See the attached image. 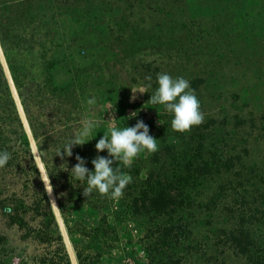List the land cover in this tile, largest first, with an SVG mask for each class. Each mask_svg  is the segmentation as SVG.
<instances>
[{"label": "rangeland", "instance_id": "obj_1", "mask_svg": "<svg viewBox=\"0 0 264 264\" xmlns=\"http://www.w3.org/2000/svg\"><path fill=\"white\" fill-rule=\"evenodd\" d=\"M34 5L40 6L47 20L43 22L45 27H39L38 31L44 35L46 30L50 40L46 44L45 64L54 61L51 72L55 84L74 83L79 90L76 98L84 106L82 114L78 115L99 122L91 134L89 149L93 159L105 152L98 153L95 144L108 132L107 120L113 117L117 128L131 127L142 120L148 125L149 134L157 139V145L160 144L159 131H167L164 122L172 121L173 116L162 105L147 103L158 87V73L189 81L200 101L204 114L202 123L209 118L228 121V126L223 128L214 126V134L201 131L206 148L217 143L225 149L224 152L220 148L224 155L235 158L236 167L214 178L206 176L202 185L204 197L215 192L223 198L216 204L211 201V218L203 219L207 212L203 211L197 220L191 219L193 234H190L191 246L186 245V256L175 257L167 264H218L220 258H226L215 243L214 234L221 229L235 234L241 230L251 232L256 244L254 249L264 247V0H37ZM188 34L195 35L192 42L186 39ZM11 58L15 66H25L34 75L42 68L33 50L23 58ZM0 67L32 155L31 146L38 145L37 139L1 43ZM148 76L151 81L146 79ZM132 89L137 92L133 93ZM141 89L147 92H138ZM92 98L95 104L89 105L87 101ZM133 112L137 115L129 118ZM53 114L41 117L55 119ZM69 123L55 121L48 126L52 130L45 134L39 131V135L60 136L66 133L65 126ZM194 127L178 132L179 139L187 138ZM168 131L173 132L174 138L172 127H168ZM226 131L230 133L225 141H220L221 133ZM17 155L15 168L26 167L25 154L18 150ZM237 157H240L239 162ZM149 158H153V153L145 152L134 160H143L146 165ZM44 163L46 165L45 160ZM169 168L170 165L166 170ZM234 171L242 176L233 175ZM6 176L7 190L0 198L3 195L5 198L12 190L20 194L21 184L28 178L10 172ZM50 180L52 183L51 176ZM230 180L236 181L238 186L242 183L247 186L243 199L232 188ZM5 182L2 179V183ZM42 185L44 188L43 182ZM66 191L57 193L53 186L51 195L45 192L70 263L78 264L73 246L77 237L72 238L69 230L78 228L82 220L98 218L102 210L97 213L82 204L62 210L59 202L70 195ZM30 193L31 188L25 194ZM53 200L57 207L51 205ZM112 200L106 210L111 214L109 221L119 232V243L107 253L102 264H161L154 258L152 223L133 214L131 207L121 210L118 200ZM4 223L7 225L6 218L0 215V229ZM6 231L15 250V264L21 257L41 252L37 244L21 240L22 231ZM228 253L232 256L226 258L227 264H246L233 251Z\"/></svg>", "mask_w": 264, "mask_h": 264}, {"label": "trees", "instance_id": "obj_2", "mask_svg": "<svg viewBox=\"0 0 264 264\" xmlns=\"http://www.w3.org/2000/svg\"><path fill=\"white\" fill-rule=\"evenodd\" d=\"M36 1L0 0V43L11 65V74L38 146L41 151H46L44 160L52 178V185L57 193L64 189L70 194L69 198L59 202L60 208L69 210L73 206L82 204L97 213L102 210L98 218L90 221L82 220L78 228L69 230L72 238L77 237V240L73 241V246L78 264H102L107 253L119 243V232L109 221L111 214L106 210L111 206L113 198L101 196L98 192H93L86 198L83 195L86 182L80 184L79 181L70 177V170L77 163L76 155L84 158L85 166L90 171H94L91 163L93 158L89 149L92 145L91 135L86 137V141H89L85 144L73 146L71 157L65 156L61 160L59 156H55L57 150L81 129L85 118L78 114H82L84 106L76 98L79 90L74 83L70 82L63 86L55 84L51 72L55 65L54 61L45 64L48 54L46 44L50 40L46 30L44 35L39 34V27L44 26L43 22L47 20L41 8H38L40 6L34 5ZM194 37V34H188L186 39L192 42ZM32 50L42 64L41 70L35 75L24 68L25 66L19 68L11 61V57L23 58ZM45 114H53L55 119L49 117L45 120L41 117ZM58 115L59 118L56 119ZM55 121L56 123L70 122L65 126L66 133L54 138L39 135V131L45 134L52 130L48 126ZM227 123L225 118L221 120L209 118L195 126L192 134L190 133L187 138L180 140L178 131H174L175 137L172 138L173 132L168 131L171 121H166L164 125L167 131H159L161 137L159 148L153 153V158H149V164L144 165L143 160L140 162L134 160L130 168L119 162L113 165L114 168L119 167L122 172L132 178L131 183L123 190L122 197L116 200L121 205V210L131 207L133 214L141 215L145 221L152 223L150 226L154 228L152 230L154 236L151 238L154 258L161 264H167L169 260L171 263L175 257L178 259L186 256L188 252L186 247L191 246L190 234H193L191 219L197 220L203 211H207L203 219L211 218L209 214L213 209L211 201L214 200L216 204V201L223 198L215 192H212L209 197H204L205 191L202 185L206 176L214 178L236 167L235 158L230 154L224 155L221 149L224 152L225 149L217 143H212L210 145L213 147L206 148L208 145L201 131L207 130V134H214L212 130L214 126L223 128ZM228 133L230 132L221 133L220 141H225ZM218 136H220L219 133ZM180 145L182 148L179 147ZM18 150L25 154V159H28L26 167L21 168L18 165L15 168L13 164L18 161ZM3 151L11 153V159L3 168H0V194H4V190H7L5 178L8 172L15 175L22 174L28 178L22 182L20 194H17V190H12L11 193L6 194L5 198H3L4 195L0 198V215L5 216L7 221V225L4 223L5 225L0 229V264H15V250L6 229L18 233L22 231L21 240L37 244V248L41 251L32 256L28 254L27 258L21 257L16 264H71L37 166L32 159L11 92L0 67V152ZM61 151L63 152V149ZM103 156L111 158L107 150ZM237 158L239 162L240 157ZM138 162L139 166H137ZM64 163L67 164L68 171L64 170L66 166H61ZM11 165H13L11 169L8 168ZM168 165L170 168L166 170ZM232 173L242 176V173L238 171ZM2 179L5 184L2 183ZM246 182L249 183L248 179ZM235 183L237 184L236 181L230 180L232 188L237 190V194L243 199L248 192L247 186H244V183L242 186ZM29 188L32 189V193L27 195L25 193ZM19 195L22 196L19 197ZM6 206L12 207L11 214L3 211ZM121 210L117 214L118 217ZM214 235L217 237L215 243L219 244L220 252L227 259L231 255L228 251H233L236 256H241L246 264H264V247L257 246L254 249L256 244L250 236L251 232L241 230L239 234H235L221 229ZM226 258H220L218 264H227Z\"/></svg>", "mask_w": 264, "mask_h": 264}, {"label": "clouds", "instance_id": "obj_3", "mask_svg": "<svg viewBox=\"0 0 264 264\" xmlns=\"http://www.w3.org/2000/svg\"><path fill=\"white\" fill-rule=\"evenodd\" d=\"M151 81V76L146 77ZM158 87L147 101L151 105H162L165 111L173 116L171 127L174 131L186 132L190 131L193 126L200 125L204 120V114L201 111L200 101L197 98L195 91L190 87V83L183 77L173 78L166 73L157 74ZM151 87V84L148 85ZM133 93L137 91L133 90ZM138 92L145 93L146 89H141ZM135 99V96H133ZM89 105L95 104V99L87 101ZM114 112V111H113ZM136 112L131 114L135 117ZM113 117L109 120L108 132L98 140L95 144L96 151L103 152L107 150V158L104 156H96L92 161L94 171H90L86 166V161L79 155L75 159L77 163L70 170V177L80 184L86 182V187H83V195L88 198L93 192H98L101 196H109L117 199L122 197L123 190L131 183V176L121 171L119 167H113L114 164L122 163L125 167H131L132 162L141 153H154L158 151L157 139L149 134L150 130L142 120H138L134 126L117 128ZM98 121L94 119H85L82 121V126L72 138H70L62 148L58 149L55 156H59L61 160L65 156L73 155V146L83 145L86 142V137H89L93 130L97 127ZM163 124L162 121H159ZM63 149V152H61ZM31 152L34 163L40 173V179L44 184L45 191L51 195L53 185L50 180V175L44 163L46 151H41L40 146H31ZM11 159V153L8 151L0 152V168H3ZM65 171H68L67 164ZM60 166V167H61ZM52 206L57 207L55 201H52ZM4 212L11 214L12 207L6 206Z\"/></svg>", "mask_w": 264, "mask_h": 264}]
</instances>
